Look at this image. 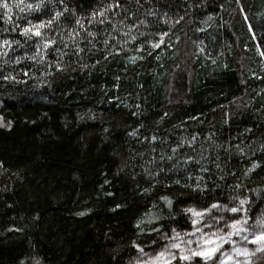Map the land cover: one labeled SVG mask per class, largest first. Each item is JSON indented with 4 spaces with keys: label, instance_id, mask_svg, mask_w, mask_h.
I'll return each instance as SVG.
<instances>
[{
    "label": "trees",
    "instance_id": "16d2710c",
    "mask_svg": "<svg viewBox=\"0 0 264 264\" xmlns=\"http://www.w3.org/2000/svg\"><path fill=\"white\" fill-rule=\"evenodd\" d=\"M3 2L0 264H130L172 232L165 264H205L179 259L199 248L189 209L264 228V0H120L95 19L115 0Z\"/></svg>",
    "mask_w": 264,
    "mask_h": 264
},
{
    "label": "rangeland",
    "instance_id": "374dc122",
    "mask_svg": "<svg viewBox=\"0 0 264 264\" xmlns=\"http://www.w3.org/2000/svg\"><path fill=\"white\" fill-rule=\"evenodd\" d=\"M194 212L203 213V215L196 216L194 215ZM224 212L225 209L190 211L188 214L193 224L191 233H195V235H191L190 233L189 236L185 237L184 243L189 246H192L194 244L195 249L201 246L207 249L215 245L205 244L204 241L213 240L216 242V244L222 245V247L218 251L220 253V259L217 264H220L221 260H224L226 264H253L258 256L255 254V251L257 250H255L253 247L255 243H253L252 241L256 240L260 233L264 232V228L262 227L261 229H253L252 226L245 227L244 225L237 224V226L240 225L242 230H240L236 235L235 243L227 246L224 231L226 229H233L231 227V224L234 222V219L239 218H234L230 221H224ZM194 221L198 222L194 224ZM209 224L212 225L211 228L207 227V225ZM198 229H201L202 231H198ZM245 237H247V239H245ZM172 244H179L180 247L172 248ZM182 249L183 243L181 241L180 235L172 232L169 237H165L164 239H162V246L160 248L154 251H139L132 258L130 264H165V261L167 259L172 258L169 253L174 255L176 252H182ZM162 251H165V256L159 257V253ZM225 252H227L232 257L231 260H228L225 256H223V253Z\"/></svg>",
    "mask_w": 264,
    "mask_h": 264
},
{
    "label": "snow or ice",
    "instance_id": "6c2138e0",
    "mask_svg": "<svg viewBox=\"0 0 264 264\" xmlns=\"http://www.w3.org/2000/svg\"><path fill=\"white\" fill-rule=\"evenodd\" d=\"M21 2H23V0H21ZM61 2H63V0H61ZM0 7H3L4 9H7L8 13H11V11H12V9L9 7L7 2L0 3ZM27 7L32 8L33 6L31 4H29V5H27ZM35 7L37 9H39L41 7V5L37 4ZM114 7L115 8L121 7L120 0H115L114 4H109L106 7H104V11H100L99 13L94 12L93 13V19H95L96 15H99V16L103 17L105 15V12L111 10ZM20 10L23 11L24 9L21 8ZM64 11H69V9L67 7H65ZM61 15H62L61 12H57L56 13V18H59ZM8 19L10 21L11 20V16H9ZM51 23H52L51 21L48 22L49 25H51ZM77 23L79 24L80 21L77 20ZM100 23H103V20H101ZM36 27H37V29H39V28L45 27V25L44 24H40L39 26H36ZM30 32H32V28H25L24 29V34H28ZM88 34L90 36L94 35L91 32H89ZM34 35L39 37V36H41V32L39 30H36ZM8 43L9 42L7 40L4 41L5 45H7ZM52 43H54V41ZM154 47H159V45H154ZM81 51H82V49H81ZM261 55H264V52H262ZM5 79H9V77H5ZM12 79H14V77ZM2 119L3 118L0 117V121H2ZM7 126L10 127L11 126L10 123ZM0 127H5V125L2 122H0ZM130 135L135 136L136 133L133 132V133H130ZM153 139H155V138H153ZM258 166L259 165H254L252 170H254ZM164 199L167 200V197H165ZM247 202L248 201H246V200H241L240 201V205L243 206ZM167 203H168L169 206H171L172 202L170 200H167ZM212 207L213 208H217L219 206L214 204ZM241 210H242V208H239V207H233V208L230 209V211L232 213H238ZM188 211H193V210L189 209ZM81 215H83V213H81ZM194 215L202 216L203 213L194 212ZM197 222L198 221H194V224L197 223ZM260 222L261 221H258V223H260ZM240 223H241V221L239 219H234V222L231 224V227L233 229H235L237 224H240ZM243 223H247V221L245 220V221H243ZM207 227L211 228L212 225L209 224V225H207ZM198 231H202V230L198 229ZM191 235H195V233H191ZM229 235L231 236L232 233H230ZM245 239H247V237H245ZM256 240L264 241V234H261L259 237L256 238ZM256 240H253L252 242L255 243ZM204 243L205 244H210V245H215V246L207 248V249H205V248H203L201 246L197 250H192L190 255H180L179 259L188 261V260H191L193 257H197L198 256V257H201L205 261V264H208L209 261H211L213 259H216V253L219 251V249L222 247V245L216 244V242L213 241V240H205ZM171 247L172 248H179L180 245L179 244H172ZM139 251L143 252L144 250H143V248H140ZM165 251H167V250H165ZM165 251L160 252L159 253V257H164L165 256ZM237 251H239V250H237ZM169 255L172 256L173 260L176 259V256L172 255L171 253H169ZM223 256H225L228 260L232 259V257L227 252L223 253ZM169 264H170V262H169ZM220 264H226V262L224 260H221Z\"/></svg>",
    "mask_w": 264,
    "mask_h": 264
}]
</instances>
